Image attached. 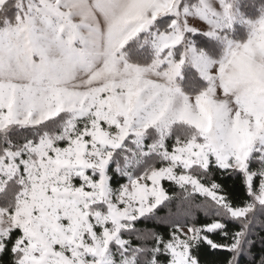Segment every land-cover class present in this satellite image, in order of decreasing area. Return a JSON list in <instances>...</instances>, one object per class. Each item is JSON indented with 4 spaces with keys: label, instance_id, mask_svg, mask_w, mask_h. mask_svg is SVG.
Instances as JSON below:
<instances>
[{
    "label": "snow or ice",
    "instance_id": "snow-or-ice-1",
    "mask_svg": "<svg viewBox=\"0 0 264 264\" xmlns=\"http://www.w3.org/2000/svg\"><path fill=\"white\" fill-rule=\"evenodd\" d=\"M258 241L264 0H0V264H264Z\"/></svg>",
    "mask_w": 264,
    "mask_h": 264
},
{
    "label": "trees",
    "instance_id": "trees-1",
    "mask_svg": "<svg viewBox=\"0 0 264 264\" xmlns=\"http://www.w3.org/2000/svg\"><path fill=\"white\" fill-rule=\"evenodd\" d=\"M166 212H167V209H163V210H161V212L159 213V215H165ZM140 226H144V225H140ZM147 226H148V227H152L153 225L151 224V222H149ZM161 230H162V229H161ZM262 247H264V245H261V244L259 243V241H258V242H257V245H256V249H255V251L259 254L260 251H261V248H262Z\"/></svg>",
    "mask_w": 264,
    "mask_h": 264
}]
</instances>
